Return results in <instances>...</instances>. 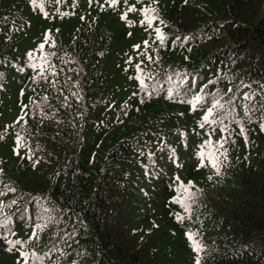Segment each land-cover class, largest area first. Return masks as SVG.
<instances>
[{
	"label": "trees",
	"instance_id": "trees-1",
	"mask_svg": "<svg viewBox=\"0 0 264 264\" xmlns=\"http://www.w3.org/2000/svg\"><path fill=\"white\" fill-rule=\"evenodd\" d=\"M197 260L264 264V0H0V264Z\"/></svg>",
	"mask_w": 264,
	"mask_h": 264
},
{
	"label": "snow or ice",
	"instance_id": "snow-or-ice-1",
	"mask_svg": "<svg viewBox=\"0 0 264 264\" xmlns=\"http://www.w3.org/2000/svg\"><path fill=\"white\" fill-rule=\"evenodd\" d=\"M114 2H115V0H113V3H114ZM129 10L131 11V10H133V9H129ZM145 11H147V10H145ZM151 20H152L151 17H149V18L147 19V23L149 24V26H151ZM157 35H158V36L160 35L159 29H157ZM209 111H211V110H209ZM205 119H207V117H205ZM213 167H216V162H215V161H213ZM189 183H190V182H189ZM183 191H184L185 193H187V192H188V188L185 186V187L183 188ZM177 202H182V201L177 200ZM177 219H178V220H182L183 217L177 216ZM186 235L188 236L189 240L192 242V247H193V249H194L195 251H199L201 246H200L199 242L196 241V240L194 239V235H193L192 233H186ZM14 243H20V242H19V241H16V242H14ZM197 264H199V260H197Z\"/></svg>",
	"mask_w": 264,
	"mask_h": 264
}]
</instances>
